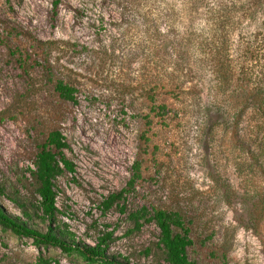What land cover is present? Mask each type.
I'll return each instance as SVG.
<instances>
[{"label": "rangeland", "instance_id": "obj_1", "mask_svg": "<svg viewBox=\"0 0 264 264\" xmlns=\"http://www.w3.org/2000/svg\"><path fill=\"white\" fill-rule=\"evenodd\" d=\"M219 3L0 0V203L34 210L37 146L59 130L75 168L56 180L59 218L77 242L109 235L116 258L91 261L0 224V264H168L155 222L131 216L143 207L182 215L197 264H264V218L256 228L249 218L264 193L250 164L264 167V105L244 98L264 88V7ZM58 80L76 103L60 99Z\"/></svg>", "mask_w": 264, "mask_h": 264}, {"label": "trees", "instance_id": "obj_2", "mask_svg": "<svg viewBox=\"0 0 264 264\" xmlns=\"http://www.w3.org/2000/svg\"><path fill=\"white\" fill-rule=\"evenodd\" d=\"M230 3H225V0H220L219 7L234 6L236 0H227ZM254 7H264V0H248ZM14 54V52H13ZM217 54V53H216ZM220 74L223 80L226 79V69H220ZM55 91L64 101L77 102V89L63 80H58L54 85ZM245 100L252 102L253 106L258 110H263L264 105V88L261 86L253 87L245 95ZM158 108V116L164 117L166 106L160 105ZM259 152L256 154L264 155V132L262 139L259 141ZM69 147L66 138L61 131H50L44 141L37 146L35 160L33 161L35 168L30 169L31 175L35 183V193L38 196L36 204L32 205V209L26 205L17 203L21 208L22 216L9 213L4 205L0 203V224L5 228L11 229L19 235L33 237L37 244H51L60 246L64 251L78 250L88 260H104L109 263L115 261V257L109 258L106 256V246L109 235L98 239L95 245L90 246L84 242L76 241V234L69 230L68 224L62 222L59 218L61 213L57 206L58 189L56 180L62 176L66 171L74 173L75 168L73 163L66 158L64 151ZM254 166H259L263 171L264 167L259 164L258 158L250 163ZM134 172L129 185H133L136 179L141 177V161L139 159L134 162ZM126 189L121 190L118 194H112L106 200L107 208L122 197ZM5 194V188L0 184V196ZM253 209L249 214L251 225L256 228L260 225L264 218V193L262 196L254 199L252 203ZM146 207L131 213V216L138 219L142 216L146 221H154L159 228L158 244L162 246L165 252V260L168 264H197L191 261L188 256L187 248L191 244L189 238L188 226L178 211L167 209H154L153 213L149 215ZM149 215V217H147ZM49 223L48 231H43L38 223ZM140 226V224H138ZM120 264H130L127 258L123 259ZM47 264V263H46ZM227 264V263H225Z\"/></svg>", "mask_w": 264, "mask_h": 264}]
</instances>
